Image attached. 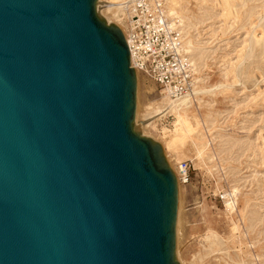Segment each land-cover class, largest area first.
<instances>
[{
    "label": "water",
    "instance_id": "1",
    "mask_svg": "<svg viewBox=\"0 0 264 264\" xmlns=\"http://www.w3.org/2000/svg\"><path fill=\"white\" fill-rule=\"evenodd\" d=\"M97 2L0 0V264H178L177 179Z\"/></svg>",
    "mask_w": 264,
    "mask_h": 264
},
{
    "label": "rangeland",
    "instance_id": "2",
    "mask_svg": "<svg viewBox=\"0 0 264 264\" xmlns=\"http://www.w3.org/2000/svg\"><path fill=\"white\" fill-rule=\"evenodd\" d=\"M203 1L187 0L188 11L197 18L190 32L197 41L195 51L201 55L200 70L192 69L193 91L206 90L192 96L196 100L186 110L190 132L181 136L176 115L169 110L151 118L148 127H141L149 111L165 97L139 71H135L133 127L162 146L177 179L176 262L264 264V54L253 47L251 57H243L244 40L251 31L245 14L227 18L221 15L219 0ZM258 3L248 1L247 7ZM113 9L109 14L96 5L98 16L115 24L118 10ZM219 83L230 86L214 89ZM202 144L203 151L197 154ZM182 162L188 167L186 179L179 171ZM234 187L236 199L228 209L227 193Z\"/></svg>",
    "mask_w": 264,
    "mask_h": 264
},
{
    "label": "built area",
    "instance_id": "3",
    "mask_svg": "<svg viewBox=\"0 0 264 264\" xmlns=\"http://www.w3.org/2000/svg\"><path fill=\"white\" fill-rule=\"evenodd\" d=\"M167 0H125L120 23L126 39L130 63L135 71L147 75L170 100L192 92L193 72L181 52L177 20L166 12ZM186 179L187 163H180Z\"/></svg>",
    "mask_w": 264,
    "mask_h": 264
},
{
    "label": "bare ground",
    "instance_id": "4",
    "mask_svg": "<svg viewBox=\"0 0 264 264\" xmlns=\"http://www.w3.org/2000/svg\"><path fill=\"white\" fill-rule=\"evenodd\" d=\"M219 1H220V3H219L220 9L222 11L221 15H223L224 17L228 18L232 14H236V17H239L242 14H245V19H246V16L248 18L247 21H248V25L251 26V29H250L251 31L248 32L247 39H245L246 41L244 40L245 48H242V49H244L243 50L244 52L242 53L243 57L244 58L249 57V56L251 57L250 53L252 52L253 47H259L261 49V53L264 54V0H257L259 2L258 5H255L253 7L251 5H249L252 8L249 6L247 7V2L248 1H256V0H219ZM99 2H101V0H98V3ZM123 2H125V0H122L121 4H114V3L106 0V1L102 2L101 4L100 3L97 4V8H98V10L101 9L105 13L106 12L109 13V12H111L112 8H115L113 10H118V11H116V13L115 14L113 13V14L115 15L116 23H120V14L119 13L121 11V6L123 5ZM187 3H188L187 0H167L166 12H167L168 16L177 20V24L179 26V30H180V34H181V52H182V54L186 55V57L188 58L189 63L191 65V69L198 72L201 68L200 62H199V60L201 59V55L199 53H197V51H195L197 41L195 42V40H194V38L190 32L191 28L195 26V24H196L195 20H197V18L195 19L194 15L190 14V12L188 11L189 8H187ZM245 6L247 7L246 9H245ZM254 7H258L257 8L258 10H255ZM255 15H257V16L255 17V20H254L253 17ZM225 20H226V18H225ZM247 21H245V22H247ZM253 21H255V22H253ZM257 30H258L259 35L256 33ZM243 59H242L241 63H238V64L236 63V64L238 66L242 65ZM201 66H203V65L201 64ZM235 69H237V68H235ZM193 70H192V72H193ZM223 75H226V71L223 72ZM229 86L230 85H228V84L219 83V84H217V86L214 89H220V88L229 87ZM205 91L202 90V88H201L200 90L194 92L192 89V93H190V94H188L182 98L176 99V100H170L166 95H163V97H165V98H163L162 101L159 102L157 105H154V107L151 109V111H149L148 116L143 119L141 127L142 128L148 127V125L150 124L151 118L156 117V116L164 113L166 110H169L171 112H174L176 115V118H177L176 125H178L181 128V131H182L181 136H184L186 134L188 135L190 130L186 126V120H187V119H185L186 110L190 108V106L193 103L192 101H194V99H195L192 96H194L196 93H204ZM207 91H209V90H207ZM197 101L199 102L201 100L198 99ZM181 113L183 115H181ZM197 130H199V129H197ZM199 131H197L198 134H197V132L196 133L194 132L195 134H193V135H196V134L199 135ZM176 134H177V130L175 129L174 136H176ZM171 135H172V133H171ZM171 140H173V138H171ZM263 144H264V141H263ZM202 151H203V144L199 147V150H197V154H201ZM178 166H179V171H181L182 168L180 167V164H178ZM184 174L185 173L183 171V175ZM236 192H237V189L234 187V188H231L227 193L229 198L226 202V206L228 209H231L234 205V202L236 199Z\"/></svg>",
    "mask_w": 264,
    "mask_h": 264
}]
</instances>
